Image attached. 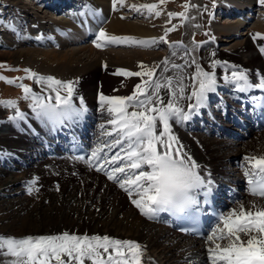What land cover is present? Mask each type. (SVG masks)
Instances as JSON below:
<instances>
[{
	"label": "bare ground",
	"instance_id": "bare-ground-1",
	"mask_svg": "<svg viewBox=\"0 0 264 264\" xmlns=\"http://www.w3.org/2000/svg\"><path fill=\"white\" fill-rule=\"evenodd\" d=\"M33 1L36 3V8H33V4L35 3L32 1L0 0V5L8 4L9 6H13L12 9H7L5 12V14L9 16L8 20L5 21L0 18V44H16L15 47L19 50L18 59L26 56L28 58V66L36 68L44 76L45 74H57L62 81L77 82L74 85V93L85 94V99L90 104L92 110L95 107V101L93 100L94 97H97V91H100L105 96H109L115 89L117 93L116 96H124L125 93H122L123 91L121 90L123 87L128 86L130 90H133L135 84L140 81L139 77H134L135 80H129L126 77L119 79V75L115 74L117 70L125 69L132 72L146 71L156 66V61H160V58H163L165 55L153 52L154 46L112 45L116 48L122 47L115 51L114 49L104 50L102 49L103 47L99 49L95 46L96 43H94V45L91 44V46L76 47L83 41L81 35L78 34L83 24L91 25L90 30L95 34V31L102 28L109 35L114 36H128L135 39L156 38L151 30L147 29L149 24L140 25L137 23H128L124 20L123 17L125 16L121 14V9L119 8L121 5H116L115 8L117 12H115L112 0L81 1L78 3L81 11H76L72 7L66 5H61L60 8L56 9V7L51 4V0ZM221 4L227 8L230 6L229 4H224L223 1ZM243 4L245 7L244 10L250 12L252 6L256 9L257 5H264L260 3V0H243ZM42 6L43 9H41ZM224 6H222V8ZM46 8L51 15L44 11ZM69 8H72L73 12L64 14L62 21L57 20L55 15L61 14V12H65L63 10ZM234 9L235 11L230 10V12H227L232 15H225V9H223L220 17L232 18L235 16L236 12L239 13L243 11L239 8ZM253 12L254 11H252L251 14ZM84 13L88 16L82 18ZM254 14L255 13L252 15ZM244 17H246L247 20L250 19L248 15H244ZM193 19L196 22H200L197 17H193ZM234 21L221 22L220 24L224 27L213 28V32L217 34V38L220 37L221 40L223 39L222 42L231 43L237 37L241 38L246 36L245 41L236 42V44L232 45L230 48L231 53L225 56L217 50V47L212 46L211 42L209 44V47H211L209 49L210 51L206 50L203 53L200 52L201 56H208V58L206 57L207 61H205L206 65H203V61L201 63H199V61L196 62V64L199 63L205 70L215 71L217 82H219L217 90H224L226 94H228L231 89L228 88L230 83H228L224 77L225 75H230L232 68H225L223 65H218L215 69H210L213 60L227 62L229 66L236 65L239 69L246 70L253 84L257 82L258 77L264 76V53L260 51V48L264 47V24L259 22V24L255 23L253 27L251 26L246 32L241 34L243 29L240 30V28L246 24V22L244 19H242V21L235 19ZM9 25H12L15 30L9 28ZM57 27H61V30H58ZM233 28H236V30L232 32ZM257 33H259L260 36L253 39V36ZM218 41L220 42V40ZM214 43L216 45V42L213 40V44ZM19 47L21 49H19ZM40 47L51 50L48 52ZM66 47L69 48L64 50ZM175 49L179 51L178 48ZM189 53L191 54V51H189ZM213 53H215V56L212 55ZM219 53H221V55ZM200 54L197 56L201 57ZM186 59L187 57L183 55V59L181 60L190 63V59ZM199 60H201V58H199ZM179 61L176 60L174 63L177 64ZM141 64L144 65L143 69L140 67ZM188 71L193 74L195 72V65L189 67ZM187 72L184 71V73ZM175 73V70H171L161 73L160 75L173 76ZM192 83V81H187L189 86ZM189 86L185 84L186 94L190 91ZM39 87L40 85H37V90H40ZM216 96L217 91L215 93H210L208 103H210L212 99H216ZM222 98L226 100L224 96H222ZM164 99L167 102L168 96L165 93ZM188 103L189 101L187 100H181L179 102L180 106L185 108ZM219 108L224 109V107H220V105L210 106L209 104H207V107L201 108L198 115L199 118L202 119V124L210 121L212 122L213 117L215 119L218 115ZM206 110H208V113ZM0 112H2L1 109ZM14 114H16V112ZM209 115L210 119L208 118ZM84 116L86 117L87 115ZM25 117L26 119L23 120L17 119L15 121L10 120L9 122L0 121V131L3 132L0 133V141L8 140L11 142L9 145L0 142L1 160L7 161L10 159V156L24 158V150H14V142H19V145L37 148V152L45 153L39 146H36L32 135L30 136L26 132L28 129L23 123H30V119H32L36 121V124H40L41 127L34 126L32 128L35 129L34 135L37 138L39 137V131L46 133V128H42L44 124L37 119H33L35 115H25ZM196 120V115H193L189 121L182 125L175 122L172 123L173 132L184 145V151L195 160L196 164L199 166L198 171L206 179L210 178L212 182L221 187L226 183H230L242 189L244 179L248 178V176L245 175L246 172L241 171L239 175L235 174L233 178H230L228 173H226V168L230 169L228 165H233L235 164V160H239L242 163L248 161L251 170V163L249 160H246L245 157H264V150L257 154H253L251 144L242 145V147L240 142H230L227 139L217 140L215 137L201 135L195 132L196 130L193 127L190 128ZM17 123L21 125H17ZM3 125L4 127H2ZM63 125L65 126L60 127V130L77 129L81 135H84L86 128H90L89 122H84L83 116L72 122L65 121ZM49 127L50 130L54 128L51 125H49ZM60 134L63 135L62 133ZM18 138L20 139L18 140ZM253 138H256L253 143L262 140L264 138V133H262V135L256 134ZM48 145L51 148L53 142L48 143ZM62 160L68 161L74 165V163L69 160ZM46 163L51 164V161L41 162L38 166L45 167ZM11 167L16 169V167ZM63 167L67 168L65 169L66 171L69 168L76 169L79 172L85 171V176H81L80 180H76L72 177L70 182L67 181L61 185L60 194L51 191L50 193L48 192V196L43 197V201L48 200L49 203H52L51 206L55 210V212L53 210L54 220L58 219V214L60 212L59 205L64 208V211L61 217L62 220L60 218L61 224L58 225L55 223L53 228L47 231V233H45L46 231H41L38 236L60 235L67 232L80 236L107 235L115 239L135 241L140 243L144 249L143 264H178L182 259L191 261L193 264H212L214 263L212 258L214 253L210 254L208 249L214 248L216 243L224 247L220 242H213L210 243V245H205L201 244L200 241L190 240V238L179 239L172 230L162 225L159 220H150L140 213L131 203L132 199L138 198L135 192H133V196L130 197L117 183L107 181L104 177H101V174L96 170L90 171L88 167L87 169H79L70 164H63ZM35 169H41V167ZM1 173H6L5 169L0 168V174ZM26 180H33V176L31 178L27 177ZM18 183H23L22 177L15 178L14 176V178L11 177L0 181V195H6L7 192L11 193L14 186ZM29 188L30 187L27 186L26 189L22 191H26ZM17 191V193H21L20 190ZM256 201L257 200L254 198L246 199L243 196L241 206H243L244 211H255L264 208V203L257 204ZM68 208L72 211L69 215L71 219L68 221L70 227L65 228L62 227V224L67 222L66 217L68 215L65 214V210H68ZM231 212L232 210L230 213ZM73 217H76L78 220H76V222L73 221ZM216 234H218V238L221 235L218 231ZM216 260H218V258ZM85 264H90V262L86 261Z\"/></svg>",
	"mask_w": 264,
	"mask_h": 264
},
{
	"label": "snow or ice",
	"instance_id": "snow-or-ice-1",
	"mask_svg": "<svg viewBox=\"0 0 264 264\" xmlns=\"http://www.w3.org/2000/svg\"><path fill=\"white\" fill-rule=\"evenodd\" d=\"M112 2L115 8L117 4L123 5L125 0ZM159 2L162 5L165 0ZM260 3L264 4V0H260ZM131 7L137 12L147 9L149 14L154 12L157 16L160 15L156 4H133ZM184 7L188 8L189 5L185 4ZM205 11H208L206 7ZM168 15L170 20L186 16L184 12ZM8 27L15 30L12 25ZM173 30L175 29H168ZM259 36L257 33L253 39ZM96 40L97 48L107 45L151 47L158 42H167L166 35L159 38V41L156 38L135 39L109 35L102 28L98 31ZM260 51L264 53V47ZM212 55L215 56V53ZM184 56L190 59L187 65L171 63L165 58L162 66H158L160 73L175 70V76L157 75L156 68L136 72L119 69L116 75L140 77L141 83L135 85L131 95L99 96L101 106H106L105 110L111 117L107 123L113 128L105 134L112 139L91 153L96 160L92 166L97 172H103L109 181L117 183L130 197L135 192L138 198L132 199L131 203L150 220L167 212L177 219L196 222L202 203L198 197L202 194L206 202L212 191L213 182L200 174L195 160L184 151V145L173 132L172 123L182 125L193 115H198L201 108L207 107L209 94L217 91V77L215 71L205 70L196 64L189 52L185 51ZM193 65L195 72L184 77L183 69ZM218 65L232 68L230 75H225L224 79L237 91L247 92L254 88L264 91V76L258 77L253 84L246 70L218 60L212 61L210 69H215ZM140 67L143 69L144 65L141 64ZM24 71L29 74L27 78L43 85L40 94L23 83L17 85L23 89L24 98L32 101V112L37 120L46 127H57L65 121L72 122L82 118L87 111L83 101L81 100L79 108L73 102L74 85L77 82L38 76L30 69ZM185 79L193 82L187 94ZM7 82L16 83L14 80ZM162 90L168 96L167 102ZM181 100L189 101L186 108L180 106ZM0 103L17 108L15 101ZM9 119L15 121L26 117L17 110ZM106 148L116 151L108 155L104 153ZM245 159L251 163V171L245 175L252 185V194L264 197V157ZM28 191L31 194L33 189L30 187ZM220 222L223 227H218L217 231L221 233L219 238L226 241V246L221 247V244L216 243L214 248L208 249L210 254L214 253V264L217 258L224 264H264V208L244 211L241 206L239 213L233 209L229 215H222ZM215 236L216 232H213L208 237L209 241ZM0 255L12 257V264H85L86 261L90 264H143L144 249L140 243L131 240L65 232L22 239L0 237Z\"/></svg>",
	"mask_w": 264,
	"mask_h": 264
},
{
	"label": "rangeland",
	"instance_id": "rangeland-1",
	"mask_svg": "<svg viewBox=\"0 0 264 264\" xmlns=\"http://www.w3.org/2000/svg\"><path fill=\"white\" fill-rule=\"evenodd\" d=\"M23 1L24 2H30V1L34 2L33 0H27V1L23 0ZM125 1L126 2L123 5L119 6V8L121 7L120 8L121 14L123 16H125V17H123L124 20H126L128 23H137L140 25L141 24H145V25L149 24L147 29L151 30V32L153 33L154 36H156V39H158V41H159V38L164 37L166 35V40L167 41H169V39L172 40L171 41L172 45L176 46V45H179V42L180 43L183 42L184 45H186V47L191 46L194 49V53L196 52L194 54L195 56H193L195 58V61H199V63H201L203 61L204 66L206 65L205 61H207L208 56L203 55L204 56L203 57L200 54L201 57H199V58H201V60H199V58L197 56L198 55L197 47L200 45L203 46V44H205L211 40V37L209 36V31L214 34V42L217 43V40H220L221 44L217 43L218 44L217 50H219V52L220 51L224 52L223 49H226L228 51V52H225L222 54L224 56L231 53L230 48L232 45H235L236 42H238V41H242V40L245 41V39H246L245 38L246 36H245V37H241V38L237 37L231 43L230 42L228 43L225 41L222 42L223 39L221 40L220 37L217 38V34H215L213 32V29L211 31L212 24H214L213 28H219V27H224L220 24L221 22H226V21H229V22L232 21L233 22L235 19L242 21L241 20L243 17L242 15H244V13H245L244 9H243L244 13H242L240 17L236 16L234 18L229 19L228 17H224V16L220 17V15H221L220 12L222 11V9L220 7L223 6V5H221L222 1L224 2V4L226 2L227 3L230 2V3H233V5H237V6L240 5L239 7H243V5H244L243 0H165V3L162 5L160 4L159 0H125ZM133 4H135L137 6H139L141 4H156L158 6L157 10L160 12V15L157 16L154 12L152 14H149L147 9H142L140 12H137V11L132 9L131 6ZM185 4H188L189 7L185 8L184 7ZM193 5L199 6V7H192ZM36 7H37L36 3L33 4V8H36ZM205 7L208 9V11H205ZM252 7L254 8V6H252ZM12 8H13V6H9L8 4L7 5H0V13H1V11L4 12L1 19H4L5 21L8 20L9 16H7L5 14V12L7 11V9H12ZM41 9H43V6ZM114 9H115V12H117L116 8H114ZM47 10L48 9L46 8L44 11L47 12V14L51 15V13ZM181 12H184L186 14L185 18L174 17V18H171V20H170L169 15H168L169 13H181ZM254 12H256V13L253 16L250 14V18H252L251 20H245L244 19L246 24H244L240 28V29H243L241 31V34L246 32L251 26L253 27L255 25V23L264 24V5H259V6L257 5L256 9H254ZM123 13H125V14H123ZM209 13H211V15H209ZM64 14H66V12H61V14H58V15L56 14L55 17L57 18V20L62 21V19L64 18L63 17ZM137 14H139V15L137 16ZM218 14H219V17H218ZM0 17H1V15H0ZM193 17H197L200 22H196L193 19ZM216 18L219 21L216 20ZM172 24L174 25V27L172 26ZM171 28H174L175 30L169 31V34H168V29H171ZM57 29L61 30V27H57ZM234 30H236V28H233L232 32ZM98 31H99V29L96 32H98ZM50 34H52V33H50ZM78 34H80L82 36L81 38L84 37L82 35V31H79ZM96 36L97 35H94L92 37L93 40H94V37L96 38ZM83 40H86V39L83 38ZM90 41L92 42V39ZM90 41L87 40L84 44L82 42V44L77 45V46L74 45V46H76V47L91 46ZM194 41H197L198 43L194 42ZM87 42H89V44H87ZM96 42H97V40H96ZM167 44H168L167 42L166 43L158 42L157 44L153 45L154 46L153 52L161 53L162 55L168 54L167 55V58H168V56L172 55V53H170L169 48H166ZM15 46H16V44H0V74H2V77L6 78V79H0V102L15 101L17 103V108H16L17 110L20 109V110H22V112L26 113L28 116H31V115L33 116L34 113L32 114V101L30 99L24 98L25 93L23 92V89L21 87H18L17 85L23 83V84L29 86L30 88H32L34 91H36L37 94H40V90L43 87V85H40V87H39L40 90H37L38 84L33 79L27 78L29 74L27 72H25L24 70L30 69L32 72L37 73L38 76L41 73L36 68L28 66V64H27L28 58L26 56L22 57L21 59H18L19 50ZM208 46H209V44H208ZM212 46H215V43L213 44V42H212ZM40 48H43V47H40ZM50 48H52V47H50ZM68 48L69 47H66V48H64V50H67ZM119 48H122V47H119ZM119 48H116L112 45H107V46H105V48L103 47L102 49H104V50L114 49V51H115V50H119ZM175 48H177V47H175ZM19 49H21V48L19 47ZM44 49L48 52L51 50V49L48 50V48H43V50ZM172 49H174V48H172ZM199 50H200V48H199ZM221 53H219V54L221 55ZM161 58H160V61L157 60L155 63L157 65V71H159L158 66H160V64L163 62V60H161ZM179 59H183V58L182 57L177 58V60H179ZM175 60H176V57L173 60H171L170 62L173 63ZM180 62H184V61L181 60ZM183 71H188V68L184 69ZM176 74L177 73H175L173 76H175ZM183 74H184V72H183ZM41 76H43V77L51 76V77H55L56 79L60 80V78L57 74H50V75L45 74V76L41 74ZM123 78L124 77H122V79ZM126 78L129 79L128 77H126ZM8 80H14L16 83L10 84L7 82ZM129 80H135V79L131 78ZM64 82H67V81H64ZM173 84L175 86V81ZM121 90L123 91L122 93H125V95H131L133 92L132 90H130V88H128V86L123 87ZM79 94H82V93H79ZM116 94L117 93L114 89L112 94H110L109 96H116ZM74 98L75 97L73 96V99ZM97 99H99V97ZM93 101H95V100H93ZM0 104H3V103H0ZM95 104H96V106L94 107L95 109L93 110V114H95V117L97 118V122H100L99 127L101 125H104V128L99 129V127H98L97 131L99 134H103V132L106 133L107 131H109L113 127L112 125L107 123V121L111 117L109 116V114L105 110L106 106L102 107L100 104V101H95ZM0 109L2 110V112H0V121H4V122L5 121L9 122L8 121V120H10L9 118L12 117L13 115H15L14 113L17 112L14 108L7 107V106L5 108H3V106L0 105ZM33 119H36V118L33 117ZM33 123H36V121H34ZM0 133H3V132L0 131ZM27 133H28V131H27ZM254 140H256V138L254 139L252 137V138L248 139L247 141H245L244 144L241 143L240 145L244 146L246 144H251V148H252L251 150H252L253 154H257L259 152H262L264 150V144H263L264 138L262 140H259V141H256L255 143H253ZM0 142L5 143L6 145H9L11 143L8 140H1ZM13 145L15 148H18V149H23L25 147V146L19 145V142H16V143L14 142ZM19 146H21V147H19ZM30 149L31 148L23 149L24 153L26 154L27 150L29 151ZM238 156H240V155H238ZM238 156H235V157H238ZM41 161L42 160L35 161L33 163V165L36 167L39 164V162H41ZM11 162L14 164V159ZM5 164H8V162H6ZM1 165H4V162ZM16 165L21 167L19 165V162H17ZM34 166L32 167V169L30 168V170H26L25 172H21V170H19V169H14V170H10V169L6 170L5 169L6 173L0 174V181H3L5 179L11 178V177L14 178V176H15V178L16 177L17 178L22 177V180H23L22 184L18 183L17 185L14 186L13 191H12L13 193L11 192L12 194L10 192H7L6 195H0V237H6V238L12 237V238H17V239L26 238L28 236L38 237L39 232L46 231L45 233H47V231H49L50 229L53 228L55 223H57L58 225L61 224L60 221L62 220L61 217L63 216V211H64L63 209L64 208L61 205H59L60 212L58 214V219L54 220L55 218H53V217H54L55 210L51 206L52 203H49L48 200L43 201V197L48 196V192L50 193L51 191L53 193L60 194V187L64 182H67V181L70 182L72 180V177H74V179H76V180H77V178L75 176L69 177V173L67 174L65 172L66 170L63 167V163H61V161L60 162L55 161L51 164L50 163L46 164L45 167H43V166L36 167V168L41 167V169H33V168H35ZM231 166H232L231 164L228 165V167H231ZM35 175H36V177H35ZM32 176H33V179H35L37 181L36 185H38V186L33 184V182L26 180L27 177L31 178ZM78 180H79V178H78ZM26 185L28 187H32L33 191L31 192V194L25 193V191H22V190L26 189V187H27ZM17 190H20L21 193H17L18 192ZM4 192H6V191H4ZM2 193H3V191H2ZM256 203L257 204H263L264 201L257 200ZM71 209H72V207H71ZM71 209L69 210V208H68V210H65V212H66L65 214L68 215L66 217L67 222L69 221V219H71L69 217L70 213L72 212ZM53 210H54V212H53ZM60 218H61V220H60ZM76 220H78V219L76 217L75 218L73 217V221L76 222ZM67 222L62 224V227H65V228L70 227L69 222H68V224H67ZM242 239H243V237H242ZM12 260H13V258L10 256L0 255V264H12ZM187 261L188 260H186V261L180 260L178 262V264H189ZM189 262H191V261H189Z\"/></svg>",
	"mask_w": 264,
	"mask_h": 264
}]
</instances>
